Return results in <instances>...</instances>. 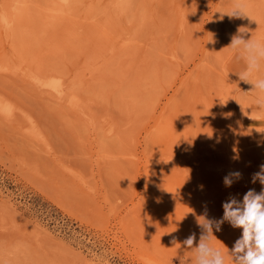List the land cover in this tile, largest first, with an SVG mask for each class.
<instances>
[{
  "label": "rangeland",
  "instance_id": "rangeland-1",
  "mask_svg": "<svg viewBox=\"0 0 264 264\" xmlns=\"http://www.w3.org/2000/svg\"><path fill=\"white\" fill-rule=\"evenodd\" d=\"M0 8V264H195L198 220L264 189V108L228 48L241 27L264 41V0ZM213 235L232 264L242 229Z\"/></svg>",
  "mask_w": 264,
  "mask_h": 264
},
{
  "label": "clouds",
  "instance_id": "clouds-1",
  "mask_svg": "<svg viewBox=\"0 0 264 264\" xmlns=\"http://www.w3.org/2000/svg\"><path fill=\"white\" fill-rule=\"evenodd\" d=\"M226 14L229 17H249L241 3L235 4L231 12ZM246 29H238V34L232 37L228 48L236 54L237 59L245 61V69L238 74L239 79L253 85L252 90L260 94L256 103L258 107L264 108V78L256 76L264 62V41L252 37L246 39L245 34L249 31ZM234 178H241V173L236 171L225 176V186L231 187ZM256 180L264 185V164L260 166L259 172L253 174L252 182L255 183ZM223 209V218L218 221L205 217L198 220L204 234L197 246H194L195 233L183 241L185 248L194 249L195 264H225V254L211 244L213 228L220 231V226L225 221L234 228L242 229V236L227 253L232 264H264V189L258 194L254 189L248 190L242 201L230 197L228 202L223 203ZM173 243L176 241L173 240Z\"/></svg>",
  "mask_w": 264,
  "mask_h": 264
},
{
  "label": "bare ground",
  "instance_id": "bare-ground-1",
  "mask_svg": "<svg viewBox=\"0 0 264 264\" xmlns=\"http://www.w3.org/2000/svg\"><path fill=\"white\" fill-rule=\"evenodd\" d=\"M61 2H63V3H67L69 0H60ZM259 5V4H258ZM259 7V6H258ZM1 9V8H0ZM37 9H39V8H37ZM260 9V8H259ZM100 11V10H99ZM249 12H250V10H248ZM3 12V11H2ZM47 12V11H46ZM5 14V13H4ZM249 14V13H248ZM2 15V24H3V26L5 27V29L6 28H10V26H11V19L10 18H8L6 15H3V14H1ZM218 17V16H217ZM37 21V20H36ZM38 22V21H37ZM57 24L58 23H56V26H57ZM59 25V24H58ZM253 25V24H252ZM2 26V27H3ZM35 26V25H34ZM55 28V27H54ZM37 29V28H36ZM4 30V29H3ZM37 31V30H36ZM159 32V31H158ZM1 33V32H0ZM258 38V37H257ZM41 39V38H40ZM15 41V40H14ZM180 44V43H179ZM185 47V46H184ZM16 51V50H15ZM227 51V50H226ZM144 56V55H143ZM111 59V58H110ZM102 66V65H101ZM109 67V66H108ZM240 67V66H239ZM105 68V67H104ZM190 80V79H189ZM124 83V82H123ZM43 84H46L45 82H41L40 83V85H43ZM193 84V83H192ZM50 89L49 90H52V91H54L55 93H60L62 90H63V87H62V83H60V82H58V83H56V82H53V83H51L50 84ZM103 87V86H102ZM246 87H248V86H246ZM245 89V88H244ZM247 90H249L248 88H247ZM74 95V94H73ZM78 101H79V99H78ZM2 100H0V103L2 104ZM90 106V105H89ZM1 108V107H0ZM152 109V108H151ZM7 110H8V108H7ZM120 110V109H119ZM193 111V110H192ZM202 111V110H201ZM8 112V111H7ZM10 112V111H9ZM146 113V112H145ZM4 116H5V113H4ZM162 117V116H161ZM77 120V119H76ZM80 126V125H79ZM171 129V128H170ZM167 131V130H166ZM165 131V132H166ZM172 134V133H171ZM164 135V134H163ZM203 139V138H202ZM226 139V138H225ZM197 140V139H196ZM195 140V141H196ZM195 143V142H194ZM121 146V145H120ZM128 147V146H127ZM246 147V146H245ZM156 149V148H155ZM244 149V148H243ZM241 150H242V148H241ZM206 151V150H205ZM217 151V150H216ZM219 152V151H218ZM128 153V152H127ZM245 154V153H244ZM261 154V153H260ZM117 155H119V154H117ZM122 155H124V154H122ZM191 156V155H190ZM123 157V156H122ZM154 158V157H153ZM160 159H161V157H159ZM158 157H157V159H159ZM131 159V158H130ZM152 159V158H151ZM126 160V159H125ZM240 160V159H239ZM153 161V160H152ZM173 161V160H172ZM179 161V160H178ZM184 161H186V159H184ZM163 162H165V161H163ZM162 163V162H161ZM166 163H168V162H166ZM180 163V162H179ZM164 164V163H163ZM170 164V163H169ZM176 165V164H175ZM149 167H150V165H149ZM147 168H148V166H147ZM154 169V168H153ZM183 169H184V166H183ZM187 169H188V166H187ZM178 171V170H177ZM167 172V171H166ZM182 172V171H181ZM181 172H178V173H181ZM171 175V174H170ZM168 179V178H167ZM175 182V181H174ZM177 186V185H176ZM176 188V187H175ZM177 189V188H176ZM261 190V189H260ZM217 196V195H216ZM203 197V196H202ZM172 198V197H171ZM203 201H204V199H203ZM202 204H203V202H202Z\"/></svg>",
  "mask_w": 264,
  "mask_h": 264
}]
</instances>
